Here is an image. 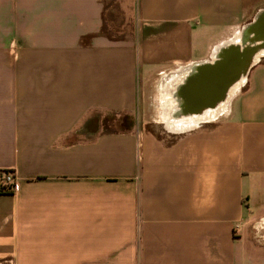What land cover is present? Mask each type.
Returning a JSON list of instances; mask_svg holds the SVG:
<instances>
[{
	"label": "crops",
	"instance_id": "0c3cea01",
	"mask_svg": "<svg viewBox=\"0 0 264 264\" xmlns=\"http://www.w3.org/2000/svg\"><path fill=\"white\" fill-rule=\"evenodd\" d=\"M262 11L0 0V264H264V59L213 118L184 93Z\"/></svg>",
	"mask_w": 264,
	"mask_h": 264
},
{
	"label": "water",
	"instance_id": "95a60500",
	"mask_svg": "<svg viewBox=\"0 0 264 264\" xmlns=\"http://www.w3.org/2000/svg\"><path fill=\"white\" fill-rule=\"evenodd\" d=\"M242 61L241 56L231 53L218 65L208 63L212 67L203 66L197 77L184 87L187 105L193 112L199 113L204 108H212L220 101L230 83L240 75Z\"/></svg>",
	"mask_w": 264,
	"mask_h": 264
},
{
	"label": "bare ground",
	"instance_id": "6f19581e",
	"mask_svg": "<svg viewBox=\"0 0 264 264\" xmlns=\"http://www.w3.org/2000/svg\"><path fill=\"white\" fill-rule=\"evenodd\" d=\"M261 24H258V27H260ZM262 28H256V29H250L248 32H259L261 31ZM264 30V29H263ZM258 34V33H257ZM264 31L260 32L257 37L263 38ZM243 49H237L235 48H230L229 52H226V54L223 56V58L219 57L217 61H215V64H219L226 60L228 56L233 53V55H238L241 56L243 59L241 69H240V75L237 77L236 80H233L230 85L228 86V89L224 92L222 95L220 101L217 103L215 108L213 109H207L204 110L199 117H197V120H205L207 118H213L215 117L219 112H222L228 101L232 98V96L235 94V92L238 90V88L241 86L243 81L245 80V77L247 75L248 68L255 62L256 58L258 57L259 53L264 52V40L261 42L260 45H250L245 48V46L242 47ZM213 63V66H214ZM212 67V65H208ZM213 110V111H212Z\"/></svg>",
	"mask_w": 264,
	"mask_h": 264
},
{
	"label": "rangeland",
	"instance_id": "374dc122",
	"mask_svg": "<svg viewBox=\"0 0 264 264\" xmlns=\"http://www.w3.org/2000/svg\"><path fill=\"white\" fill-rule=\"evenodd\" d=\"M258 24H261V26L258 27ZM252 28L253 29L262 28V29L259 32H253V31L248 32ZM263 29H264V11L259 13L249 25L241 29L235 35L234 38H232L230 41H228L222 47H220L214 54V59L210 63L213 64L215 61L219 59V57L222 58L226 54V52H229L230 48L236 47L237 49H243L242 48L243 46H245L246 48L247 46H250V45H257V46L260 45L261 42H263L264 40V34L262 35L263 38H259L257 37V35H259L260 32L264 31ZM263 59H264V52L258 54V57L256 58L255 62L257 60H263ZM115 122H116L115 124L110 125L111 128L123 127V126L129 125V121L125 119L124 117H121L120 119L116 118ZM261 253L264 256L263 250H261Z\"/></svg>",
	"mask_w": 264,
	"mask_h": 264
},
{
	"label": "built area",
	"instance_id": "2783aa9c",
	"mask_svg": "<svg viewBox=\"0 0 264 264\" xmlns=\"http://www.w3.org/2000/svg\"><path fill=\"white\" fill-rule=\"evenodd\" d=\"M0 189L6 194H12L18 191L16 174L13 170L0 171Z\"/></svg>",
	"mask_w": 264,
	"mask_h": 264
},
{
	"label": "trees",
	"instance_id": "16d2710c",
	"mask_svg": "<svg viewBox=\"0 0 264 264\" xmlns=\"http://www.w3.org/2000/svg\"><path fill=\"white\" fill-rule=\"evenodd\" d=\"M0 193H3V192L1 191V189H0Z\"/></svg>",
	"mask_w": 264,
	"mask_h": 264
}]
</instances>
